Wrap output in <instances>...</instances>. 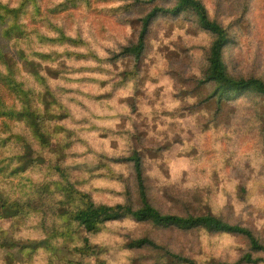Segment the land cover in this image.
I'll use <instances>...</instances> for the list:
<instances>
[{
    "label": "clouds",
    "instance_id": "9594fccd",
    "mask_svg": "<svg viewBox=\"0 0 264 264\" xmlns=\"http://www.w3.org/2000/svg\"><path fill=\"white\" fill-rule=\"evenodd\" d=\"M73 2L76 7L71 17H37L35 5L30 6L31 18L45 22L37 31L30 28L25 39H13L10 44L13 51L23 50L27 61L59 72L57 79L45 70L38 77L25 71L21 62L14 78L25 92L35 94L32 107L41 115L45 112L42 98L47 92L52 93L58 105L55 110L66 112L68 118L44 123L48 128L65 129L59 134L58 142L70 145L63 153H57L30 138L36 155L43 156L45 162L37 161L13 178L0 175V195L10 203L19 202L23 208L18 222L0 219V241L10 238L18 245L45 242L35 250L24 247L16 256L15 264H62L58 252L65 247H84L82 238L72 235L82 231L80 225L62 215V207L72 212L84 211L89 206V199L85 197H90L96 208L104 207L112 212L131 208L135 213L142 207L135 197V162H123L136 153L142 154L144 174L151 185L149 201L161 215L186 216L189 208L202 207L199 202L202 199L214 216L245 227L264 243V94L259 91V85L264 84V69L254 70L253 55L247 56V66L241 71L242 79L250 87L214 98L211 107L199 105L193 109L199 97L178 95L177 80L167 73L202 78V70L210 66L204 53H196L187 70L179 65L169 69L168 61L154 53L158 63L152 68L151 79L144 81V73L137 72L134 58L119 55L136 42L139 34L133 21L140 16L134 9L125 11V5L132 0ZM249 2L252 11L246 19L253 22V27L245 44L254 52L257 42L264 41V0H239L235 14L224 23L227 25L238 18ZM21 3L22 0H0V4L13 9ZM61 3L64 0H53L42 7ZM189 27V24L178 25L172 38L191 40L185 35ZM61 32L82 43L40 41L41 36L60 41ZM214 39L201 33L195 42L210 48ZM153 45L160 46L156 41ZM33 53H57L58 57L44 61ZM123 73H128L127 77ZM0 74H8L3 62H0ZM152 79L159 82L153 83ZM160 89L163 91L157 98ZM11 103L17 112L26 107L22 95L14 96ZM4 123L0 119V141L28 130L26 120H8L11 131L3 128ZM141 133L147 135L141 138ZM157 148L160 151L154 157L145 151ZM23 156L21 144L13 142L7 148L0 147V168L9 171L19 168V158ZM56 167L62 168L66 175L62 177L55 171ZM69 185L76 189L71 201L65 191ZM130 186L134 191L132 200L127 195ZM46 187L50 189L47 194ZM163 189L175 191L185 203L163 200L159 195ZM98 228L101 229L98 235L87 232L83 235L93 245L106 249L99 257L105 264H131L137 252L124 246L125 237L139 239L148 234L167 251H180V246L172 242L179 231L176 224L166 225L153 218L139 220L134 214H126L119 221L98 225ZM196 229L204 250V256L198 257L202 262L214 257L220 264H236L250 250L246 238L221 239L205 225H197ZM7 255L0 248V264H5ZM87 264H96V258L92 257ZM159 264H168L167 257L160 258Z\"/></svg>",
    "mask_w": 264,
    "mask_h": 264
},
{
    "label": "trees",
    "instance_id": "16d2710c",
    "mask_svg": "<svg viewBox=\"0 0 264 264\" xmlns=\"http://www.w3.org/2000/svg\"><path fill=\"white\" fill-rule=\"evenodd\" d=\"M208 6L205 0H132L131 3L125 5V10L134 9L140 16L135 20V26L139 29L136 42L129 48L124 49L119 55L127 54L134 58L137 72L144 73V81L151 79L152 68L156 66L158 61L153 58V54L161 56L168 61L169 69L179 65L180 68L191 66L195 60V54L202 52L207 56V68L202 70V78L195 76L187 77L181 75L180 72L167 73L177 80L179 85L178 95L194 94L199 97L198 105L192 106L193 109L199 105H208L211 107L214 103V98H222L227 95L236 94L240 89L250 87L248 83L242 79L241 75L234 74L227 62V53L236 54L233 56L235 60L246 62L249 54L254 55L257 50L262 48L263 41H258L255 46V51L252 52L251 47L245 44L246 36L251 35L253 22L246 19L249 12L252 11V4L246 3L243 7L241 15L231 20L225 25L224 21L232 17L237 7L239 0H210ZM35 5V15L37 17L59 18L69 16L75 10L76 5L73 0H64V3L55 4L48 7V11H44L42 0H22L18 8H11L0 4V62H3L7 67V75L0 74V109L11 108L10 111H0V119L5 120L3 128L6 131H11L7 123L8 120H26L28 130L25 133L7 136L0 141V147L7 148L13 142L24 146V156L20 157L21 166L11 171L8 168H0V175H6L8 178H13L27 171L29 167L37 161L44 163L43 156H37L35 149L32 147L30 138L35 139L45 149L54 150L57 153H63L66 148L70 147L67 144L58 142V136L65 129L56 126L48 128L44 121H64L68 118L64 111H56L58 107L56 98L49 91L42 101L45 106L43 115L35 110L32 105L34 102V93L31 91L25 92L22 85L15 80L16 74L20 70L21 62L25 71L39 77V72L45 70L47 74L57 79L59 72L52 68L43 69V65L37 64L35 61H27L26 53L23 50L13 51L10 47L13 39L19 41L28 36V30L31 28L37 31L39 26L45 22L44 19L39 22L31 18L29 11L30 6ZM260 6H256V11L259 12ZM27 20V23L24 21ZM153 21H156L153 24ZM51 23L50 20L47 21ZM189 24L186 36L191 37V40L186 41L184 37L173 39V33L176 27ZM239 26V27H237ZM163 33V37H161ZM201 33L208 34L210 37H215L210 48H206L203 44L196 43L195 40ZM40 41L49 43L67 42L72 45L82 43V41H74L65 37L61 32L60 41L53 40L48 37H40ZM153 41L159 43L156 48ZM167 41V42H165ZM37 59L44 61H52L53 57H58L57 53H33ZM127 77L128 73H123ZM153 83H158V80L152 79ZM254 86V85H253ZM159 90L156 95L159 97ZM259 91L264 94V84L259 85ZM16 95H22L25 99L26 107L22 112L15 111L12 99ZM139 95V93H138ZM135 110V107H134ZM69 135H71L69 133ZM147 133H141L143 138ZM146 152L152 153V157L156 156L160 149H145ZM150 157V158H152ZM135 162L136 168V185L135 197L142 204L135 213L131 208H120L119 211L112 212L104 207L96 208L89 199V206L84 211L72 212L68 208H61V214L66 215L70 220H75L80 225L82 231L72 233V235L82 236L84 232L98 235L100 228L98 225H107L110 222L119 221L126 214H134L139 220L147 218L156 219L164 224H176L179 226V231L172 238V242L180 246L178 253H172L157 243L155 239L150 238L148 234L139 239L125 237L127 243L124 245L128 249L136 250L137 255L131 260V264L138 261L142 264H149L150 261H155L159 264L162 257H167L168 264H220V261L214 257L205 261H201L198 257L204 256V250L201 246L200 236L197 225H205L209 232L223 239L226 236L246 238L250 242V250L243 255L236 264H264V243H260L253 235V232L234 224L230 219L225 220L221 217L214 216L212 209L208 205H204L202 199L199 201L202 207L192 210L189 208V214L186 216L178 214L161 215L158 210L152 206L149 201V196L152 194L148 183V178L144 174V161L142 154L136 153L129 160H124L127 163ZM55 171L63 177L65 171L56 167ZM50 191L49 188H44L45 194ZM65 191L68 194V199L71 201L76 193V189L69 185ZM127 195L130 200L133 199L134 191L130 186L127 190ZM161 198L169 203L176 202L184 204L180 199V195L175 191L163 189L159 193ZM23 212V208L19 202H9L7 198L0 195V219L5 221H17ZM84 236V235H83ZM70 239V236L68 237ZM84 247L89 250V239L87 236L82 237ZM45 242H33L28 245H18L17 242L10 238H5L0 241V248L5 249L9 255L5 256V264H15L16 256L23 251L24 247H31L35 250L38 247L44 246ZM147 246V247H145ZM199 249V251H197ZM14 250H18L14 255ZM81 251L78 249H69L65 247L57 255L60 257L62 264H86L76 258V254ZM96 264H105L104 261L98 260Z\"/></svg>",
    "mask_w": 264,
    "mask_h": 264
},
{
    "label": "rangeland",
    "instance_id": "374dc122",
    "mask_svg": "<svg viewBox=\"0 0 264 264\" xmlns=\"http://www.w3.org/2000/svg\"><path fill=\"white\" fill-rule=\"evenodd\" d=\"M206 3L208 4V6H210L211 2L210 0H205ZM44 3H53V0H42V5ZM44 8V11H48V7ZM127 11V10H125ZM133 24L135 26V23L133 21ZM236 54H231V53H227V62H228V66H230L231 71L236 74V75H241V71L242 69L246 68V62H243L241 60H235L233 58V56H235ZM254 57V61H253V67L254 70H261L264 69V41L262 43V48H260L259 50H257L255 52V54L253 55ZM189 67H185L184 70H187ZM162 90V89H160ZM42 164V163H41ZM81 238L84 237L83 235L80 236ZM89 250H85L83 248H76L78 250H80V253L76 254V258L83 261L84 263L87 264L88 260H90L92 257L96 258V261L100 260L99 257L101 255L104 254V252L106 251V249L101 248L100 245H93L90 240H89ZM133 264H142L138 261V259L135 261V263Z\"/></svg>",
    "mask_w": 264,
    "mask_h": 264
}]
</instances>
